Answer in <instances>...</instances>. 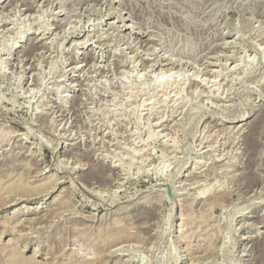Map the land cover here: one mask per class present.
<instances>
[{
    "label": "rangeland",
    "instance_id": "374dc122",
    "mask_svg": "<svg viewBox=\"0 0 264 264\" xmlns=\"http://www.w3.org/2000/svg\"><path fill=\"white\" fill-rule=\"evenodd\" d=\"M0 264H264V0H0Z\"/></svg>",
    "mask_w": 264,
    "mask_h": 264
},
{
    "label": "bare ground",
    "instance_id": "6f19581e",
    "mask_svg": "<svg viewBox=\"0 0 264 264\" xmlns=\"http://www.w3.org/2000/svg\"><path fill=\"white\" fill-rule=\"evenodd\" d=\"M8 3V2H7ZM83 45V44H82Z\"/></svg>",
    "mask_w": 264,
    "mask_h": 264
}]
</instances>
